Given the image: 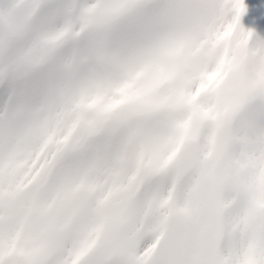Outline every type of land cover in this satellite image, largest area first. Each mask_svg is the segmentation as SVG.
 <instances>
[{
    "label": "snow or ice",
    "instance_id": "6c2138e0",
    "mask_svg": "<svg viewBox=\"0 0 264 264\" xmlns=\"http://www.w3.org/2000/svg\"><path fill=\"white\" fill-rule=\"evenodd\" d=\"M259 91L264 0H0V264H264Z\"/></svg>",
    "mask_w": 264,
    "mask_h": 264
},
{
    "label": "clouds",
    "instance_id": "9594fccd",
    "mask_svg": "<svg viewBox=\"0 0 264 264\" xmlns=\"http://www.w3.org/2000/svg\"><path fill=\"white\" fill-rule=\"evenodd\" d=\"M229 151L240 153L264 141V91L243 97L229 112L224 125Z\"/></svg>",
    "mask_w": 264,
    "mask_h": 264
},
{
    "label": "rangeland",
    "instance_id": "374dc122",
    "mask_svg": "<svg viewBox=\"0 0 264 264\" xmlns=\"http://www.w3.org/2000/svg\"><path fill=\"white\" fill-rule=\"evenodd\" d=\"M242 23L246 25L247 24V19L245 18L244 20H242Z\"/></svg>",
    "mask_w": 264,
    "mask_h": 264
}]
</instances>
